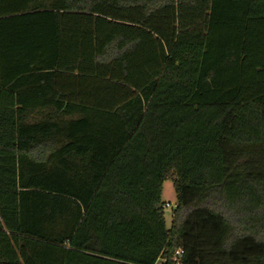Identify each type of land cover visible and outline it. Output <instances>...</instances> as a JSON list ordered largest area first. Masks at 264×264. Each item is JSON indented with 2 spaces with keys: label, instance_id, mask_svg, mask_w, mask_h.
Wrapping results in <instances>:
<instances>
[{
  "label": "trees",
  "instance_id": "16d2710c",
  "mask_svg": "<svg viewBox=\"0 0 264 264\" xmlns=\"http://www.w3.org/2000/svg\"><path fill=\"white\" fill-rule=\"evenodd\" d=\"M0 264H264V0H0Z\"/></svg>",
  "mask_w": 264,
  "mask_h": 264
},
{
  "label": "rangeland",
  "instance_id": "374dc122",
  "mask_svg": "<svg viewBox=\"0 0 264 264\" xmlns=\"http://www.w3.org/2000/svg\"><path fill=\"white\" fill-rule=\"evenodd\" d=\"M161 192L163 203L168 204V206H163V210L165 211V225L166 227H169L172 218V209L176 202V193L173 190L171 180H165L163 182Z\"/></svg>",
  "mask_w": 264,
  "mask_h": 264
},
{
  "label": "built area",
  "instance_id": "2783aa9c",
  "mask_svg": "<svg viewBox=\"0 0 264 264\" xmlns=\"http://www.w3.org/2000/svg\"><path fill=\"white\" fill-rule=\"evenodd\" d=\"M163 206H168V204H164ZM181 250L180 251H177L176 254H180Z\"/></svg>",
  "mask_w": 264,
  "mask_h": 264
}]
</instances>
